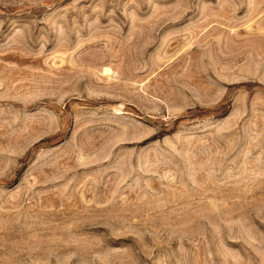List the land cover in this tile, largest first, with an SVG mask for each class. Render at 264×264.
I'll return each instance as SVG.
<instances>
[{
    "label": "rangeland",
    "instance_id": "rangeland-1",
    "mask_svg": "<svg viewBox=\"0 0 264 264\" xmlns=\"http://www.w3.org/2000/svg\"><path fill=\"white\" fill-rule=\"evenodd\" d=\"M0 264H264V0H0Z\"/></svg>",
    "mask_w": 264,
    "mask_h": 264
}]
</instances>
